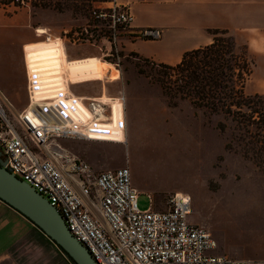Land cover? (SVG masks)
Masks as SVG:
<instances>
[{"label": "crops", "instance_id": "1", "mask_svg": "<svg viewBox=\"0 0 264 264\" xmlns=\"http://www.w3.org/2000/svg\"><path fill=\"white\" fill-rule=\"evenodd\" d=\"M116 1L129 7L133 17L129 26L131 31L146 28L161 31L158 40L134 41L127 35L123 36L119 45L125 53L174 66L186 52L212 44V31H224L233 38L236 50L244 51L252 64V73L244 87L245 94L264 95V0ZM68 28L64 22L45 21L38 14L34 17L24 8L11 13H6V10L0 12V92L14 109H25L29 104L28 79L34 74L30 70L32 65L28 62L26 47L38 49L40 45L58 42L62 50L61 64L55 66L44 62L46 67L58 69L34 75L37 80L50 79L46 76L58 73L56 77L61 78L58 83L69 96L78 99L84 106H89L92 101L102 103L107 123H110L111 108L114 118L117 107L119 125L122 115L124 129L120 141L62 142L67 150L76 157L84 158L95 171H106L99 167L101 154L123 151L124 147L137 154L145 147V133L159 136L169 122L167 114H172L180 106L171 107L161 86L147 77L137 63L127 62L120 66L109 58L104 59L110 56L111 51L106 42L102 41L104 45L98 46L94 43H73L68 38ZM39 29L45 32L40 33ZM93 58L112 65L117 75L113 77V71L107 69L101 78H71L66 66ZM58 78H51L55 80L54 84ZM177 125L173 124L174 127ZM154 208L158 210L156 206ZM217 249L213 252L215 255H218ZM252 255L254 259L251 260L246 259L244 254H238L235 261L264 264V249L255 250ZM0 264L73 263L41 230L0 201Z\"/></svg>", "mask_w": 264, "mask_h": 264}, {"label": "built area", "instance_id": "2", "mask_svg": "<svg viewBox=\"0 0 264 264\" xmlns=\"http://www.w3.org/2000/svg\"><path fill=\"white\" fill-rule=\"evenodd\" d=\"M91 22L68 34L73 43L106 42L117 50L122 36L158 40L161 31L130 30L129 7L112 0L92 10ZM29 104L17 111L0 92V149L5 168L56 208L71 235L96 264H245L215 255L212 234L189 220L191 198L170 195L165 210L138 208L130 169L97 172L67 150L64 141L113 139L103 128L102 103L84 106L61 85L28 79ZM124 100V99H122ZM124 129L123 118L119 125Z\"/></svg>", "mask_w": 264, "mask_h": 264}, {"label": "rangeland", "instance_id": "3", "mask_svg": "<svg viewBox=\"0 0 264 264\" xmlns=\"http://www.w3.org/2000/svg\"><path fill=\"white\" fill-rule=\"evenodd\" d=\"M11 1L0 0V12L11 13L24 8L45 21L66 23L70 35L92 25V10L110 2ZM39 32L45 30L39 29ZM94 44L103 43L98 40ZM236 51L245 56L244 51ZM109 55L104 59L109 58L120 66L137 63V67L147 77L153 76L150 79L156 82L160 69L151 62L125 53L119 44ZM177 104L180 107L167 114L166 129L159 136L145 133V147L137 154L127 147L123 151L101 154L99 167L106 171L124 166L130 169L131 182L138 193V208L142 211L153 206L165 210L168 197L174 193L190 196L189 220L212 234L218 244L217 254L234 261L238 260L235 256L244 254L246 259L252 260L255 250L264 249V172L242 156L239 143L235 141L238 128L230 118L196 108L188 100H177ZM175 123L177 127L173 126ZM219 123L226 126L224 133L217 129ZM228 143L232 144V150L226 149Z\"/></svg>", "mask_w": 264, "mask_h": 264}, {"label": "trees", "instance_id": "4", "mask_svg": "<svg viewBox=\"0 0 264 264\" xmlns=\"http://www.w3.org/2000/svg\"><path fill=\"white\" fill-rule=\"evenodd\" d=\"M211 34L212 44L186 52L177 65L145 62L160 69L154 80L171 107H177V100H188L196 108L230 118L238 128L235 141L242 156L264 172V95L245 94L252 64L237 53L233 38L219 30ZM217 129L224 133L226 126L219 123ZM232 148L231 143L226 145L227 150Z\"/></svg>", "mask_w": 264, "mask_h": 264}, {"label": "water", "instance_id": "5", "mask_svg": "<svg viewBox=\"0 0 264 264\" xmlns=\"http://www.w3.org/2000/svg\"><path fill=\"white\" fill-rule=\"evenodd\" d=\"M0 149V201L41 230L74 264H96L88 251L68 231L62 217L46 199L6 168Z\"/></svg>", "mask_w": 264, "mask_h": 264}, {"label": "bare ground", "instance_id": "6", "mask_svg": "<svg viewBox=\"0 0 264 264\" xmlns=\"http://www.w3.org/2000/svg\"><path fill=\"white\" fill-rule=\"evenodd\" d=\"M39 47V48H38ZM36 47L33 46H27V58L28 62L31 63L32 69L31 72H33V75L37 74H42L45 72H55L54 70H57L58 68L56 67H46L44 62H47L46 64H54L55 66H58V64H61L60 61V56L62 54V50L60 47V44L58 42L55 43H48V44H43ZM35 48V49H33ZM62 58V57H61ZM63 59V58H62ZM36 62V63H34ZM71 63V62H70ZM69 69L70 76L74 80L78 79H86V78H93V77H102L104 72H106L107 69H111L113 71L112 76L114 77L117 75L115 68L110 65L107 62H101L97 59H88L85 61H79V62H73L69 64V66H66ZM58 73L52 74L55 77L46 76V77H51V78H58L59 76L56 77ZM34 76V77H35ZM45 79L42 81H39L41 83L46 82L47 85L54 84L53 79ZM37 80V78L35 77ZM61 80V78H58L56 80L55 85H60L58 83ZM119 119L120 115L117 112V107H115V112H114V124H110L108 126H105L103 128H106L104 130L105 133H108L107 136L110 138L112 137L113 139H107V141H118L121 138V133H120V127H119ZM114 126V128L112 126ZM120 141V140H119Z\"/></svg>", "mask_w": 264, "mask_h": 264}]
</instances>
